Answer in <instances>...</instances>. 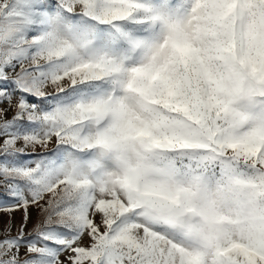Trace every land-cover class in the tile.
<instances>
[{
  "label": "snow or ice",
  "instance_id": "obj_1",
  "mask_svg": "<svg viewBox=\"0 0 264 264\" xmlns=\"http://www.w3.org/2000/svg\"><path fill=\"white\" fill-rule=\"evenodd\" d=\"M0 212V264H264V0H0Z\"/></svg>",
  "mask_w": 264,
  "mask_h": 264
},
{
  "label": "rangeland",
  "instance_id": "obj_2",
  "mask_svg": "<svg viewBox=\"0 0 264 264\" xmlns=\"http://www.w3.org/2000/svg\"><path fill=\"white\" fill-rule=\"evenodd\" d=\"M11 112L8 113L9 116H11ZM21 215L22 213L17 211L15 213L12 214L11 216V220H12V224H13V231H12V235L16 234V227H18L20 220H21ZM36 218V212L35 210H32V221H30L28 228L31 229L32 227V222L35 221ZM10 217L6 212H0V226H2L3 224H6L9 221ZM4 233L0 232V236H2ZM87 238H85L86 241ZM23 251V249H21ZM23 255V254H22ZM61 259H63V257H61Z\"/></svg>",
  "mask_w": 264,
  "mask_h": 264
},
{
  "label": "crops",
  "instance_id": "obj_3",
  "mask_svg": "<svg viewBox=\"0 0 264 264\" xmlns=\"http://www.w3.org/2000/svg\"><path fill=\"white\" fill-rule=\"evenodd\" d=\"M23 254V251L21 250V255Z\"/></svg>",
  "mask_w": 264,
  "mask_h": 264
}]
</instances>
